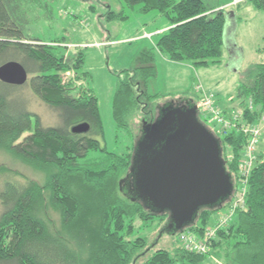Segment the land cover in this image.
Returning a JSON list of instances; mask_svg holds the SVG:
<instances>
[{
  "label": "trees",
  "instance_id": "1",
  "mask_svg": "<svg viewBox=\"0 0 264 264\" xmlns=\"http://www.w3.org/2000/svg\"><path fill=\"white\" fill-rule=\"evenodd\" d=\"M245 1L255 10L264 11V0ZM118 2L120 11L106 10V22L125 20L123 9L137 7L139 14L156 12L170 24L157 35L151 47L137 54L136 67L121 72L117 78L113 121L117 132H131L129 118L137 106H141L144 115L148 102L167 98L145 92L147 83L157 74L156 54L194 68L218 66L229 20L228 13L208 6L204 0ZM42 6L47 10L46 18H52L49 3L48 7L45 3ZM19 10L16 0H0V65L15 61L30 75L22 87L0 82V149L43 174L44 182L6 180L3 183L0 264H136L146 257L142 250L147 247L148 239L137 236L136 222H140V230L144 231L167 221V215L149 213L140 202L129 200L120 190L138 136L134 139L131 136L134 144L122 155L107 152L100 146L98 139L103 135V127L96 97L85 85L76 97L59 80L60 74L68 70L85 75L84 52L79 49L66 53L63 38L51 42L35 38L28 32L31 18ZM197 87L200 86L195 87V92ZM25 88L57 115L60 124L42 125L40 117L29 110L23 95ZM235 100L238 108L222 109L224 117L229 119L233 111L241 109V122L257 124L264 115V64H253L244 72ZM190 101L196 104L198 99ZM153 119V116L144 118L141 125L152 123ZM199 120L209 130V125ZM83 123L89 126L87 133H71L74 126ZM245 141L235 131L221 139L222 158L231 178L237 175ZM227 146L230 156L226 157ZM258 156L260 160L249 176L243 206L235 209L234 217L210 244L217 249L232 242L223 254L225 264H264V157L260 152ZM229 203L230 200L223 207L228 208ZM49 210L59 215L58 226L51 221ZM213 212L202 210L195 224L185 230L203 238ZM205 258L186 252L178 244L171 251H154L148 255L146 264H199Z\"/></svg>",
  "mask_w": 264,
  "mask_h": 264
},
{
  "label": "rangeland",
  "instance_id": "2",
  "mask_svg": "<svg viewBox=\"0 0 264 264\" xmlns=\"http://www.w3.org/2000/svg\"><path fill=\"white\" fill-rule=\"evenodd\" d=\"M16 2L19 5V12L25 13L32 20L28 28L29 34L48 42L55 38H63L66 41L64 45L66 53H75L74 50L77 52L79 49L84 52L85 62L82 72L85 75L81 74V71L76 74L75 71L68 70L60 74V85L72 89L73 94L78 97L79 91L86 84L97 98L100 121L103 127V135L98 141L100 146L110 153L122 155L130 150L135 141L133 140L132 143V138L139 136L141 120L144 118L151 119L152 116L155 118L158 106L173 101V99L174 101L199 99L201 93L195 92L196 86H200L204 92L210 91L215 96L216 104L222 110L218 101L219 98L224 101L235 96L236 87L239 85V80L244 72L253 64H264V11L255 10L245 0H204L208 6L222 8L225 13L234 15L231 24L233 26L232 32L235 31L236 36L235 39L232 37L230 40V51L224 48L225 56L222 57L223 60L221 59V63L217 67H198L191 70L189 80H185V85L188 84L187 89H184L185 96L152 100L145 105L144 115L141 112L143 110L141 106H137L136 112L132 113V117L129 118L131 132H117L112 117V100L117 78L121 72L133 70L136 67L134 59L137 54L147 46L146 44L151 47L156 41L157 35H159L157 32L163 30L155 32V30L162 28L158 27L160 22L157 23L156 21H162L166 24L165 26H169L168 20L158 16L155 12L139 14L136 12V7L133 10L123 9L127 19L106 22L104 19L106 10L120 11L121 4L118 0H45L44 2L41 0L33 2L16 0ZM43 3L47 7L49 3L52 18H46L48 14L45 7L42 6ZM155 15L157 20L154 18ZM145 34H151L153 39L145 38ZM156 67L158 69L157 75L154 80L151 79L149 82L151 83L149 86L150 93L165 95L171 92H182V89H179L181 83L178 81L175 83L176 78L180 76L177 70H169L166 66H162L159 61L156 62ZM29 77L30 75H28V79ZM211 80L212 83L217 80L218 88L210 83ZM23 95L30 112L40 117L43 126L60 124L57 115L41 101L34 99L27 88L23 89ZM140 100L143 102L144 98L141 97ZM248 107H252L251 102ZM198 118L203 120L199 114ZM206 124L208 123L206 122ZM208 127L213 126L209 125ZM225 137L227 134L222 135L221 139ZM262 138L261 136L256 152L257 156L260 152V155L264 157ZM229 148V146L226 147V157L227 155L230 156L228 154ZM6 180L20 182L30 180L42 184L44 176L16 159L9 152L0 149V191ZM1 212L0 205V214ZM48 212L51 221L58 226L59 215L51 210ZM227 212V206L214 211L209 226L225 216ZM232 216L234 217V214ZM136 226L139 230L141 229L140 222H136ZM154 226L153 230H138L137 236H147L148 239L146 240L147 247L142 250L146 253V257L140 259L136 264H146L148 255L156 250L171 251L175 245H178L176 235L170 236L162 230L164 221L159 222V226ZM225 244L222 248L217 247V249L209 246V251L205 254L206 258L199 264H225L223 254L232 245V242L229 241Z\"/></svg>",
  "mask_w": 264,
  "mask_h": 264
},
{
  "label": "water",
  "instance_id": "3",
  "mask_svg": "<svg viewBox=\"0 0 264 264\" xmlns=\"http://www.w3.org/2000/svg\"><path fill=\"white\" fill-rule=\"evenodd\" d=\"M233 19L228 13L227 20ZM27 81L20 63L0 65L1 83L22 87ZM88 131L86 123L71 129ZM222 153L221 140L202 125L190 99L167 102L157 107L152 123H142L120 190L149 213L167 215L162 230L175 236L193 226L202 210H219L230 200L233 182Z\"/></svg>",
  "mask_w": 264,
  "mask_h": 264
},
{
  "label": "built area",
  "instance_id": "4",
  "mask_svg": "<svg viewBox=\"0 0 264 264\" xmlns=\"http://www.w3.org/2000/svg\"><path fill=\"white\" fill-rule=\"evenodd\" d=\"M162 32L164 30L157 33L161 34ZM145 38H150L151 40L152 36L151 34H145ZM196 91L201 93V96L195 104L197 112L205 122L213 125L209 130L216 138L221 140L222 135L228 134L231 131L242 134L246 138L243 156L238 163L237 175L231 178L233 182V193L230 198L231 204L228 207V212L215 224L206 228L203 238H197L186 230L177 235V242L183 250L205 255L209 251L211 241L215 239L217 232L227 226L235 209L244 204L249 176L259 162L256 151L258 143L260 142L261 131L258 124L241 122V110L235 111L231 118L226 119L217 107L214 95L203 92L200 87H197ZM251 108L249 107V109ZM238 198L240 199L238 200Z\"/></svg>",
  "mask_w": 264,
  "mask_h": 264
},
{
  "label": "crops",
  "instance_id": "5",
  "mask_svg": "<svg viewBox=\"0 0 264 264\" xmlns=\"http://www.w3.org/2000/svg\"><path fill=\"white\" fill-rule=\"evenodd\" d=\"M230 4V3H229ZM219 10H223V11H225L224 9H222V8H219ZM137 12V11H136ZM138 13V12H137ZM156 13V12H155ZM157 15L158 16H160L158 13H157ZM161 17V16H160ZM154 18L156 19L157 18V16L155 15L154 16ZM157 20V19H156ZM157 23H159L160 22V25L158 26L159 28L160 27H162V28H160V29H158V30H155V32L156 31H159V30H161V29H163V30H165V29H167L169 26H165L166 24H164L162 21H156ZM231 27H233L232 25H231V21L229 20V22H228V25H227V28H226V31H225V34H224V48H227L229 51H230V40H231V38L233 37L234 39H235V31H233L232 32V30H231ZM153 39V38H152ZM151 39V40H152ZM155 42H153V44H154ZM147 46H145V48H147V47H150L148 44H146ZM231 53V52H230ZM231 55H233V54H231ZM225 55H224V51H223V56L222 57H224ZM223 60V59H222ZM230 60H231V58H230ZM157 61H159L161 64H162V66H166L169 70L170 69H174V70H177L178 72V74L180 75H177V76H179L178 78H176V80H175V83H176V81H178V83H181L180 85H181V88H179V89H182L181 91L182 92H179L178 90V92H171V93H169V94H165V96H167V97H174V98H177L178 96H180V95H183V96H185L184 94H185V91H184V89H187L186 87H188V84H186L185 85V80L187 79V81L189 80V78H190V76H191V70H194V69H196V68H194V67H192L190 64H187V63H176V62H172V61H169L168 59H167V57H165L164 55H162V54H160V53H157L156 54V62ZM84 62H85V60H84ZM156 62H155V66H156ZM158 67V66H157ZM157 67H156V71L158 70L157 69ZM214 67H217V66H214ZM157 75V74H156ZM213 77H214V75H213ZM153 80H154V78H153ZM150 82V81H149ZM210 83L211 84H213V85H215L217 88H218V83H217V80H215L214 81V83H212V80L210 81ZM150 84L151 83H147V85H146V88H145V92L147 93V94H149V95H155V94H158V93H150L149 92V86H150ZM84 86V85H83ZM85 86H86V84H85ZM87 87V86H86ZM115 88H116V86H115ZM237 88H238V86L236 87V91H237ZM87 89H89L88 87H87ZM90 90V89H89ZM204 92V91H203ZM172 93H175V94H172ZM179 93H181V94H179ZM205 93H208V94H212L210 91H206ZM162 95V94H161ZM235 96H236V93H235ZM235 96H233L232 98H227L226 100H224V101H222V99H220L219 98V104L222 106V109H226V110H229V111H232V110H235V109H237L238 107V103L236 102V100H235ZM97 99V98H96ZM232 101V102H229V101ZM234 100H235V102H234ZM112 102H113V100H112ZM97 103H98V101H97ZM99 110V109H98ZM257 124H258V126H259V129H260V131H261V136L263 137L262 139L263 140H261L262 142L264 141V115H262V117L259 119V121L257 122ZM116 128V127H115ZM264 149V148H263ZM263 153H264V150H263Z\"/></svg>",
  "mask_w": 264,
  "mask_h": 264
}]
</instances>
